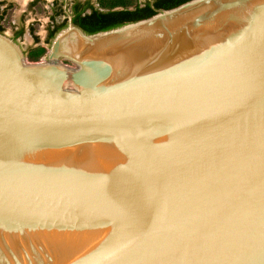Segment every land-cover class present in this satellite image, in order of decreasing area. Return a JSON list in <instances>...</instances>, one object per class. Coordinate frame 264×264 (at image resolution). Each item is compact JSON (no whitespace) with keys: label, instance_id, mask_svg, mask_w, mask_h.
<instances>
[{"label":"water","instance_id":"water-1","mask_svg":"<svg viewBox=\"0 0 264 264\" xmlns=\"http://www.w3.org/2000/svg\"><path fill=\"white\" fill-rule=\"evenodd\" d=\"M68 17L0 31V264H264V0Z\"/></svg>","mask_w":264,"mask_h":264},{"label":"flooded vegetation","instance_id":"flooded-vegetation-1","mask_svg":"<svg viewBox=\"0 0 264 264\" xmlns=\"http://www.w3.org/2000/svg\"><path fill=\"white\" fill-rule=\"evenodd\" d=\"M26 2H28L26 7L27 10L36 7L38 4L44 3L43 0H26ZM161 3L159 2V0H130L128 5H122L120 3L111 6V0H52V12L49 16L50 19L46 39L47 41H50L52 37V31L54 29H59L68 24L69 14L73 16V22L78 23L83 15L91 13L94 10L105 12L110 10H122L125 8L135 10L138 7H144L148 4L151 6V8H157ZM13 8L14 3L12 0H0V30H3V32H5L4 19L8 11L12 10ZM13 29V32L9 36L15 39L17 42H19V37L24 34L26 29L34 32L32 24H27L25 20L22 19H20L18 25ZM33 38L36 43L39 42V37L36 34H33Z\"/></svg>","mask_w":264,"mask_h":264},{"label":"rangeland","instance_id":"rangeland-1","mask_svg":"<svg viewBox=\"0 0 264 264\" xmlns=\"http://www.w3.org/2000/svg\"><path fill=\"white\" fill-rule=\"evenodd\" d=\"M14 8L9 10L5 19V33L10 35L13 32V28L18 25L20 19L25 20L27 24L31 23L33 31L26 29L24 34L19 37L18 41L26 52L27 60L30 62H40L47 57L49 52V46L51 43L47 41L49 16L52 12L51 2L52 0H43L44 3L38 4L34 8L27 10L26 0H12ZM39 37V42L36 43L33 38V34Z\"/></svg>","mask_w":264,"mask_h":264},{"label":"trees","instance_id":"trees-1","mask_svg":"<svg viewBox=\"0 0 264 264\" xmlns=\"http://www.w3.org/2000/svg\"><path fill=\"white\" fill-rule=\"evenodd\" d=\"M129 1L130 0H111V6L120 3L122 5H128ZM186 1L188 0H159V2L162 3L158 5L157 8H151V6L148 4L144 7H138L135 10H130L126 8L122 10H110L106 12L94 10L91 13L83 15L80 18L81 20L75 24L84 29L87 33H95L101 30H107L114 27H118L128 22L150 17L157 13V11L159 10L169 9ZM63 27L59 29H54L52 31L51 40ZM0 31L3 32V30Z\"/></svg>","mask_w":264,"mask_h":264}]
</instances>
